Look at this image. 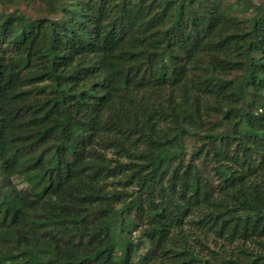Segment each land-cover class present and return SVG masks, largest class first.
<instances>
[{"label":"trees","instance_id":"1","mask_svg":"<svg viewBox=\"0 0 264 264\" xmlns=\"http://www.w3.org/2000/svg\"><path fill=\"white\" fill-rule=\"evenodd\" d=\"M5 1L0 264H264V2Z\"/></svg>","mask_w":264,"mask_h":264},{"label":"rangeland","instance_id":"2","mask_svg":"<svg viewBox=\"0 0 264 264\" xmlns=\"http://www.w3.org/2000/svg\"><path fill=\"white\" fill-rule=\"evenodd\" d=\"M255 3H263L264 0H252ZM58 0H7L1 7L3 11H16L27 17L36 18L41 16L55 17L60 15ZM222 6H229L234 15L242 16L243 7L238 5V0H222ZM75 121L85 128L93 127L95 118L91 114H73ZM20 195L24 204H30L37 200L36 193L28 187L27 184H19ZM132 256L126 253L121 254V260L124 264H128Z\"/></svg>","mask_w":264,"mask_h":264}]
</instances>
